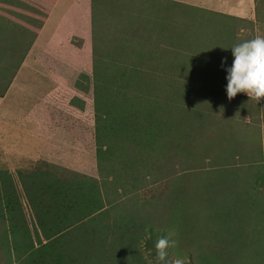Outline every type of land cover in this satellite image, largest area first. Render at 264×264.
I'll list each match as a JSON object with an SVG mask.
<instances>
[{"label": "rangeland", "instance_id": "obj_1", "mask_svg": "<svg viewBox=\"0 0 264 264\" xmlns=\"http://www.w3.org/2000/svg\"><path fill=\"white\" fill-rule=\"evenodd\" d=\"M191 1L178 4L172 0H110V3L103 5L101 7L103 9H100V11L96 8L94 13H92V24L90 23L91 26L89 30L86 29L85 32L81 31V29L78 28V22H74L72 23V34L71 30H69L66 33H60L56 37L57 43L59 44L66 43L68 42L67 40L71 38L72 42L70 43L72 47L76 46L80 48L81 46L83 48L85 46L84 52L78 53V51L71 50V57L69 58L75 59V64L77 65L78 60H82L83 58L82 62L84 61L83 63L85 64L81 68L82 72H77V75L74 76L73 85L66 87L63 91L61 90L62 88H59L58 91L49 93L47 97H50V100H44V103H41V109L39 110V112H41L39 113L40 118L37 120V125L40 129H34L35 125L33 123L35 122L32 113L28 114V120L33 122L31 124L32 129L29 130L31 135L27 133L28 131H24L25 128H28L26 124L25 127L22 125L20 126L17 124L19 121H17L16 125L21 127V131L20 129L12 131V127L14 126L10 122L5 125L2 119H0V174H2V172L6 174V171L11 174L14 184L18 189L19 204L21 205L24 218L27 221L28 228L32 235L34 234L36 218L33 215L31 205L26 195L22 193L19 172L28 173L31 170L50 169L61 178H68L70 174H74V171H80L74 169L75 167L87 170V166L81 165V163L84 162L85 164H89L90 158L96 149L95 134L97 130L95 127V113L93 108V79L97 81L105 79V77H103L105 72L103 65L104 61L101 59L103 57L106 62H108L109 48L114 47V43L118 42L119 48H123L121 52L122 58H130L133 61V59L139 58V53H141L144 47L149 51L150 49H154L156 47L155 43L158 42V38L164 36V28L166 27V29H169L168 26L170 25L172 31L175 29L183 31V33L180 34L178 32L175 35L178 45L184 47L182 52L186 53L189 57L196 55L194 59L199 58V54L201 53L204 58H211L210 65H212L215 60H217V63L220 65L222 57L226 58L225 64L232 61V57H230L229 54L231 52L230 48L226 47V43L225 46L219 44L220 41L226 39L222 38L226 35L224 34L225 31L230 33V38L234 40V43L232 41L233 44L230 43V47L247 37L251 39L256 35H264V0H205L204 6L199 4L201 0ZM229 5H231V9L235 11L236 15L242 10V14L246 15V18L248 17L247 19H250L251 24L249 22L243 23L231 20H224L223 23L213 25L209 24L218 17L216 12L211 11L212 9L213 11L220 12L229 8ZM191 15L193 17H191ZM199 15H201L202 18L208 19L209 23L202 24L201 22L200 28L194 32V34H190L193 30H189L188 25L190 26L192 24V19L194 22H197L196 25H199ZM133 27L134 35L129 33ZM86 32H88L89 36L84 34ZM138 32L139 35H136ZM234 33L235 35L233 36ZM81 34L84 35L82 36ZM145 34L147 39L145 38ZM30 39L31 33L26 30L21 31L17 25H13L9 21L5 26L0 25V64L3 63L4 56H6V77L14 70L19 60H21L20 56L22 49L28 44ZM202 39H204L203 42H201ZM209 39L214 40L217 45L210 48L207 47L205 42ZM165 42L166 43H159L163 44V46H172L171 43H168V40ZM146 53L147 52H145V54ZM160 54L162 66L144 68L149 70L151 75L159 73L156 79H159L158 75L161 76L160 80L162 83H156L157 91L153 93H155L156 96L161 95V102H165L167 99L165 96H176L177 91L184 90V85H178L180 81L175 83V80L170 78L169 81L164 82L165 76H162L163 73L169 70L184 69L187 67H185L186 65L184 64V56L183 59L171 58L172 61L170 65H180L179 67L165 68L170 63V56H172L173 53L170 54L169 52L168 54H164L161 52ZM52 55L54 54L51 53L49 57L45 56L43 64L38 69V72H40L39 74L42 73L44 75L43 79L48 83H50L52 77L49 75L48 69L51 68L54 70L58 67L62 69L61 66L63 65L61 64L62 62L59 63L57 60L53 59ZM75 55L77 59L74 57ZM194 59L192 60L193 66L196 64L195 60H197ZM94 60L97 61L94 63ZM44 61H46V63ZM195 67L199 68L198 66ZM92 68L95 70V77L92 74ZM133 68L134 67L130 66L128 69ZM45 70H47L48 76ZM131 72L135 74L137 71L133 72L131 70ZM106 80L107 81L104 80L106 82H104L105 85L103 82L100 83L102 89L105 90L106 87L110 93L117 96L116 91L112 92V90H110L113 84L108 81L109 78ZM125 88H127V92L129 93L137 91L141 99L137 100V104L143 106L141 103L143 102L145 93L153 88V84H144L143 82V86L137 85L131 80L130 76V85L128 87L127 84H125ZM239 94L247 95L244 92H239ZM74 96L82 99L83 108L77 109L70 105V101ZM19 99L20 98L14 96L11 104L14 105L17 104L18 101L21 102ZM259 99L262 100L263 97ZM174 100L173 104L176 105L177 99L174 98ZM232 105L233 104L228 106L230 110L232 109ZM252 107L250 108L251 110L248 109L252 111ZM178 112H180L181 115L178 116L176 114V120H174L176 121V125L172 128L168 123L166 125L164 124L165 126L162 128H156L158 125H152L153 131L159 129L155 137L152 133L148 132L146 128V126H148V121L144 120L145 117L140 118L142 110L133 121V125L137 123V128H130L128 125H124L121 126L123 128L119 131L120 133L115 132L113 135V133L104 134L103 132L100 134L101 140H105L106 143L97 153L98 157H95L98 161V163L94 164L95 171L89 174L96 173L95 176H91L99 179L98 185L102 192L110 198L108 199L107 196L103 198L104 208L108 207L112 212L110 222H113L114 217L117 220L116 215L118 213L126 210L130 211V209L132 210L131 207L133 206L128 207L132 204L136 206L134 208L137 210L136 215L139 219L135 224L133 233H139L143 228L142 225H146L149 221L147 217L152 216L153 220L154 218H158L159 214L156 213V211L160 209L164 214L159 220L164 223V228H160L159 231L165 229L167 235L170 234V238L176 242L173 247L168 249L169 258L181 257L186 260L187 264H194L188 259L189 257L192 258L194 254V256H196V259L194 257L195 264H230L233 262L231 259L234 257H238V262H236V264H261L259 256L264 255V243L259 242L254 245L251 241L254 240V234L258 233L257 228H252V222L255 221L257 225L263 222L253 220L252 222L246 221L244 223L246 231L243 235H246L249 230L251 231L248 233L249 237L245 236V243V237L231 240L234 235V229L231 228L234 226V222L223 223V220H220V222H222L220 223L215 216H218L219 212L223 211L224 208L222 207L218 210L216 208L217 204H211V200L214 197V189L218 188L221 190V186L217 184L218 181L216 179L214 180L217 182L209 178L202 179L203 175L199 174L201 172H209L211 169L215 168L216 162L221 159L215 157L220 154L218 150H216L214 152L215 157H208V153H204V151H210L211 147H206L205 145L208 143L203 140L193 141V147H196L195 151L192 149L193 153L187 151L183 153L182 147L184 144L181 145L182 147H179L182 148L181 150L173 146L171 140L176 142L182 139L185 143L190 138L193 140V136H196V132H193L191 135L189 134L193 130V128H191L193 125L189 124L191 123V116L188 112L182 113V110ZM210 115L213 116V112H211ZM217 115L218 113L215 119L210 123L212 126L219 121ZM164 116L166 115L164 114ZM167 118L171 120L170 117ZM258 118L259 120L256 124L259 125L261 128L260 131H262L264 127V114H262V117ZM133 119L134 118L130 120ZM12 120H16V117H13ZM250 120L252 122V119ZM243 121H249V115L245 116ZM104 125L103 120L98 123V128L100 129L99 133L103 131ZM184 125H186V127H183ZM174 127L180 131L182 129L184 130H182L181 133H177ZM40 130H42L43 134H40V138L36 140V137L33 138L34 132H41ZM12 135H15L17 140L12 138ZM29 135L33 140L27 139ZM219 135L221 134L218 133V136ZM155 138L158 139V143H162V140L166 143L164 148H162V146L160 147L163 151L165 150L162 154H159L158 150L152 152V148L155 149V145H157ZM242 140V138L239 139V141ZM220 141H222V139ZM81 149L83 151L87 149V152L84 151V155L80 157L78 152L81 151ZM40 150L42 151L41 154ZM222 150L224 151L223 156L228 154L227 150ZM89 152H91V155H88ZM202 155L205 157L204 164L206 165L203 169L201 168L203 165L200 167V165L197 164ZM259 156L264 157V152L260 153ZM223 158L225 159L226 156ZM209 159L216 160H214V164L209 165L211 163ZM262 162L264 163V160ZM225 165L222 166L221 169L226 167ZM260 166L264 170L263 164ZM227 167L229 168V174H233L240 169L236 167L231 170L232 166ZM148 168L152 170V173L145 178L142 176V173H145ZM246 170L247 169L242 168L241 171L245 172ZM80 172L84 173L82 171ZM244 172H242V174H244ZM197 173L200 176H198ZM127 176L130 179L128 182L123 183V185L117 183L118 179H124ZM204 176L210 177V173L204 174ZM130 182L132 186H138L132 191L134 193L132 194L133 196H128L126 198V187L130 186ZM212 184H216L217 186L209 187ZM104 185L106 187L108 185V190L104 189ZM109 187H115L116 190L112 192L109 190ZM257 187L264 193V174L262 179H259L257 182ZM195 188H201V192L211 189V192L208 196L201 195V198H199ZM251 188L253 192L256 193L255 200L259 198L258 201H260L261 192L249 185L247 188L248 194H252V192H250ZM172 193H176L178 198H175L176 196L171 197ZM248 194L244 198L247 199ZM111 195H115L116 198H111ZM218 195L219 194H217V196ZM170 198H172V200ZM201 202L202 205L200 204ZM166 207L167 209H174L169 212ZM139 211L141 213H138ZM168 212L169 214L167 216ZM245 215L250 217L247 213ZM140 218H142L141 222ZM119 226V228L125 226L122 220H120ZM1 227L2 225L0 224V229ZM22 227H24V224H21L19 228ZM87 227H89L88 224ZM139 227L140 229H138ZM5 230H9L7 220L6 226L3 224V229L2 231L0 230V236L5 235ZM9 232L7 231V234L11 237V232ZM19 232H21V229L17 230L16 233L12 235L18 238L21 235ZM240 233L241 232L238 231L235 235ZM80 234V232H76L75 228H72L63 236L62 242L64 243V241H66L65 243L70 246V250L72 251H82L85 249V245H82V243L74 244L73 242L74 238ZM40 236L43 241L44 238L42 235ZM237 237L238 236H236V238ZM144 239L139 242L140 248L143 250L148 262L150 264H155V256L151 254L148 255L152 250V246H147V242H145ZM236 240L239 242L238 245L236 244ZM70 242H72L71 245ZM66 244H64V246H66ZM2 246L3 242L0 239V249ZM177 252H179L178 255L176 254ZM189 252H191V254L187 257L186 255ZM83 253L84 252L78 254L82 256ZM0 264H6L1 251Z\"/></svg>", "mask_w": 264, "mask_h": 264}, {"label": "trees", "instance_id": "obj_2", "mask_svg": "<svg viewBox=\"0 0 264 264\" xmlns=\"http://www.w3.org/2000/svg\"><path fill=\"white\" fill-rule=\"evenodd\" d=\"M211 11L216 12L218 17L209 23L208 19L202 18L201 15H199V25H196L197 22H194L192 19V24L190 26L188 25V29L193 30L190 34H194V32L200 28L201 22L202 24L209 23L213 25L223 23L224 20H231L243 23L249 22L251 24L250 19L226 15L213 10ZM191 17L193 16L191 15ZM168 27L169 29H166V27L164 28V36L158 38V42L155 43L156 47L154 49H150L149 51L144 47L141 53H139V58H132L133 61L130 58L124 59L121 57L123 48H119L118 42L114 43V47L109 48L108 62L102 57L101 60L104 61L103 65L106 72L103 74V77H105L104 80L107 81L106 79L109 78L108 81L113 84L110 90H112V92L116 91L117 96L110 93L106 87L105 90L102 89L100 83L103 82L104 84V80L97 81L93 79V108L95 113V127L97 130L95 134V157H98L97 153L106 143L105 140H101L100 134L103 132L104 134L113 133V135L115 132L120 133L119 131L123 128L121 126L124 125H128L130 128H137V123L133 125V121L137 118L136 116L140 114L141 110L142 114L140 118L145 117L144 120L148 121V126H146V128L154 137L157 136L156 132L159 129L153 131L152 125H158L156 128H162L168 123L172 128L176 125V121H174L176 120V114L178 116L181 115L178 111L182 110V113L188 112L191 116V123L189 124L193 125L191 127L193 130L189 134L191 135L193 132H196V136H193V140L190 138L185 143L182 139H179L182 142L179 140L176 142L171 140L173 146L179 148L184 144L182 147L183 149H179H182L183 153L186 151L193 153V150H196V147H193V141L203 140L208 143L205 145L206 147H211L210 151H204V153H208V157H215L214 152L218 150L221 156L218 155L215 158L221 159L216 162V167L209 172L199 173L203 175L202 179H216L218 181L217 184L221 186V190L218 188L214 189V197L211 200V204H217L216 208L218 210L222 207L224 210L220 211L219 215L215 217L219 222L220 220H223V223L234 222V226L231 227L234 229V235L231 240L248 236V233L251 232L250 230L246 235H243L246 231V226H244L246 221H262L263 223L259 225H257L255 221L252 222V228H257L258 233L254 234V240L251 242L254 245L259 242L264 243V193L257 187V182L259 179H262L264 174V170L260 166L261 164L264 166L262 162L264 157L259 156L260 153L264 152V127L263 130L260 131L261 128L256 124L259 120L258 117H262V114H264V97L257 102L255 99L239 93L231 99L227 98L225 91L226 72L217 63V60L210 65L211 58H204L201 53L199 54V58H195L197 60L194 59L196 55L192 57L186 55V53L182 52L184 47H180L176 42L177 37L175 38L178 32L181 34L183 31H178V29L172 31L170 25ZM133 32L134 27L129 33L134 35L135 33L133 34ZM224 34L227 36L224 35V37H221L226 39L220 41L219 44L225 46L226 43V47L230 48V43L233 44L234 40L230 38V33L225 31ZM136 35H139V32ZM234 35L235 33L233 36ZM145 38L147 39L146 34ZM248 39L247 37L246 39H242V41ZM167 40L172 46H163V44H161L166 43L165 41ZM203 40L204 39H202L201 42H203ZM205 44L209 48L217 45L212 39L206 41ZM145 52L147 53L145 54ZM161 52L164 54H168L169 52L170 54L173 53V55L170 56V63L165 68L179 67L180 65H170L172 61L171 58L183 59L184 56V64L186 65L185 67H187L184 69H173L163 73L162 76H165L164 82L169 81L170 78L174 79L175 83L180 81L178 85H184V90L177 91L176 96H165V98H167L165 102H161V95L156 96V94L153 93L157 91L156 83H162L160 80L161 76L158 75L159 79H156L159 73L151 75L149 70L144 68L162 66L160 61ZM229 54L230 57H232L231 52ZM193 59L196 62L194 66L192 65ZM96 61L94 60V63ZM230 64L231 61L226 63V65ZM130 66L134 68L128 69ZM131 70L137 72L134 74ZM92 74L94 77L96 76L93 68ZM130 76L131 80L137 85L143 86V82L144 84H153V88L145 93V97L141 103L143 106L137 104V100H141L138 96L139 93L137 91L129 93L127 92V88H125V84H127L128 87L130 85ZM174 98L177 99L176 105L173 104L175 101ZM70 104L78 108H83L82 99L76 96L72 97ZM231 104L233 105L230 110L228 106ZM251 107L252 111H250ZM211 112H213V116L210 115ZM217 113L219 121L212 126L210 123L215 119ZM164 114L166 116H164ZM247 115H249V121L244 122L243 119H245ZM167 117H170L171 120ZM132 118L134 119L130 120ZM250 119H252V122ZM101 120H103L105 125L103 131L99 133L100 129L98 128V123ZM183 127H186V125ZM175 130L177 133H181L184 129L181 131ZM218 133L221 135L218 136ZM220 138L222 141H220ZM241 138L243 140L239 141ZM156 144V148H152V152L158 150L159 154H162V152L165 151L162 149L166 146L165 141L162 140V143H158V139H156ZM161 146L162 148H160ZM222 149L228 151V154L225 155V159L223 158L225 156H223L224 151ZM204 159L205 157L202 155L197 163L200 167L203 165L201 167L202 169L206 166L204 164ZM214 160L216 159L210 160L211 163L209 165L214 164ZM96 163H98L97 160ZM224 165L226 167L221 169ZM227 166H232L231 170L236 167L240 169L233 174H229V168ZM242 168L247 170L245 172L241 171ZM242 172H244V174H242ZM151 173L152 170L148 168L145 173H142V176L147 178ZM207 173H210V177L204 176V174L206 175ZM199 174L198 176H200ZM19 175L22 193L26 195L31 205L33 215L36 218V224H34V234L32 235L28 228L27 221L24 218L21 205L19 204L18 189L14 184L13 178L9 172L6 171V174L2 172V174H0V224L2 225L0 230L2 231L3 224L6 226V220L8 221L9 230H5V235L0 236L3 242L0 251L5 258L6 264H150L143 250H141L139 242L145 238L144 241L147 242L146 245L152 246V250L148 255L151 254L155 256L154 242H156L159 237L167 235L165 229L159 231L160 228H164V223L159 220L164 214L160 209L156 211V213L159 214L158 218H154L153 220L152 216L147 217L149 221L146 225H142L143 228L139 233H133L135 224L139 219L136 215L137 210L134 208L136 206L132 204L127 206H133L131 207L132 210L134 209L133 211L130 209V211L126 210L120 212L116 215L117 220L114 217L113 222H110L112 212L108 207L104 208L103 198H106L107 195L102 192L98 185L99 179L97 177L74 171V174H70L68 178H61L50 169L31 170L28 173H22L20 171ZM129 180L127 176L124 179H118L117 183L123 185V183ZM217 181L214 180V182ZM249 185L261 192L262 202L261 200L258 201L259 198L255 200L256 193L253 192L252 188L250 190L252 194H248L247 188ZM215 186L217 185L212 184L209 187ZM136 187L132 186L130 182V186L126 187V198L128 196H133L132 194L134 193L132 191L135 190ZM104 189L108 190V185L107 187L104 185ZM195 189L198 192L199 198H201V195L208 196L211 192V189H207V191L203 190L202 192L201 188ZM109 190L113 192L116 188L109 187ZM217 194L219 195L217 196ZM247 194L248 198L246 199L244 197ZM173 196L178 198L176 193H172L171 197ZM110 197L116 198L115 195H111ZM170 199L172 200V198ZM200 204L202 205V202ZM173 209L174 208H169L167 211L171 212ZM138 213L141 212L139 211ZM246 213L250 217H247L245 215ZM120 220H122L125 225L123 228H119ZM141 221L142 218H140V222ZM21 224H24V227L19 228ZM87 224L89 227H87ZM140 227L138 229H140ZM72 228H75L76 232L81 233L74 238L73 242L74 244L82 243V245H85V249L82 251H72L70 250V246L65 243L66 241H64V243L62 242L63 236ZM20 229V237L17 238L12 235ZM7 231L11 232V237L8 236ZM238 231L241 233L235 235ZM40 235L44 238L43 241ZM236 236L238 237L236 238ZM245 239L246 237L244 238V243ZM71 243L72 242H70V245ZM238 243L239 242L236 240L237 245ZM64 244H66V246H64ZM82 252L84 253L80 256L78 253ZM176 254L178 255L179 252ZM189 254H191V252L186 256L189 257ZM194 257L196 259V256L193 254L192 258L189 257L188 259L195 264ZM259 257L261 259V264H264V255H260ZM234 258L231 259L233 262L230 264H236V262H238V257Z\"/></svg>", "mask_w": 264, "mask_h": 264}, {"label": "crops", "instance_id": "obj_3", "mask_svg": "<svg viewBox=\"0 0 264 264\" xmlns=\"http://www.w3.org/2000/svg\"><path fill=\"white\" fill-rule=\"evenodd\" d=\"M109 1L110 0H0V25L5 26L9 21L11 24L17 25L21 31L26 30L31 33V39L22 49L20 56L21 60H19L14 70L10 72L7 77L6 56H4L3 63L0 64V108H2L0 109V119H2L5 125L10 122L14 126L12 127V131L21 128L16 125V122L19 121L17 124L24 127L26 124L28 128H25L24 131H28L27 133L31 135L29 130L32 129L31 124L33 122L28 120V114L30 113L34 116V129H40L37 125V120L40 118L39 113L41 112H39V110L41 109V103H44V100H50V97H47L49 93L58 91L59 88H62L61 90L63 91L66 87L73 85L74 76L77 75V72H82L81 68L85 63H83L84 61L82 62V58V60H78L79 66L75 64V59H69L71 57L70 51L73 50L80 53L82 51L84 52L86 47H72L70 43L72 42L71 38L67 40L68 42L59 44L57 43L56 37L60 33H66L69 30H71L72 34V23L74 22H78V28H80L81 31L85 32L86 29L89 30L94 10L98 8V11H100V9H103L101 8L103 5L110 3ZM172 1L178 4H184L186 1L191 0ZM204 1L205 0L202 2L201 0L199 4L204 6ZM231 8V5H229V8L220 12L226 15L246 18V15L242 14V10L236 15L235 11ZM84 34L89 36L88 32ZM84 34L81 35L83 36ZM51 53L54 54L52 55L53 59L57 60L59 63L62 62L61 64L63 65L61 66L62 69L59 67L54 70L51 68L48 69L49 75L52 76L50 83H48L43 79L44 75L42 73L39 74L40 72H38V69L43 64L44 57H49ZM74 57L76 58V55ZM44 62L46 63V61ZM45 71L47 75V70ZM14 96L20 98L19 100H21V102L16 101L17 104L12 105L11 102ZM71 106H73V108L76 107L74 105ZM76 108L79 109L78 107ZM13 117H16V120H14L15 122L12 120ZM40 131L41 132H34L33 138L36 137V140H38L40 134H43L42 130ZM30 135L27 139L33 140ZM12 138H15V135H12ZM15 139L17 140V138ZM84 151L87 152V149ZM84 151L81 149L78 155L80 157L83 156ZM41 153L42 151L40 150V154ZM90 153L91 152H89L88 155H91ZM93 153L89 164H85L84 162L81 163V165L87 166V170H83L80 167H75L74 169L80 170L84 172V174L95 176L96 173L89 174L95 171L94 164L96 163V159L95 152Z\"/></svg>", "mask_w": 264, "mask_h": 264}, {"label": "clouds", "instance_id": "obj_4", "mask_svg": "<svg viewBox=\"0 0 264 264\" xmlns=\"http://www.w3.org/2000/svg\"><path fill=\"white\" fill-rule=\"evenodd\" d=\"M232 61L225 64L221 58L220 66L226 72L225 91L231 99L239 92H244L256 102L264 97V35H256L230 47ZM169 235L159 237L154 243L155 264H187L181 257L169 258L168 249L175 245Z\"/></svg>", "mask_w": 264, "mask_h": 264}]
</instances>
